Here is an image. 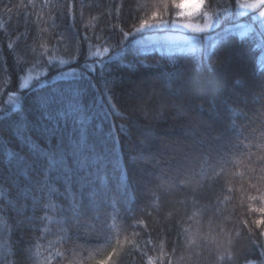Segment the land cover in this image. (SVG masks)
Segmentation results:
<instances>
[{
    "label": "trees",
    "instance_id": "1",
    "mask_svg": "<svg viewBox=\"0 0 264 264\" xmlns=\"http://www.w3.org/2000/svg\"><path fill=\"white\" fill-rule=\"evenodd\" d=\"M185 1L0 0V264L5 255L8 264H121V256L124 264H225L227 257L246 264L261 252L264 19L254 11L239 15L238 0H205L202 12L226 17L193 40L166 45L124 36L143 20L180 17L176 4ZM216 49L231 55L240 84L206 64L196 67L201 58L207 61L206 51ZM134 57L147 67L122 72ZM173 60L196 68V78L216 93L213 110L202 98L177 99L148 79L156 69L171 68ZM104 65L113 66L112 75L123 83L103 96L96 89L82 91L81 103L86 99L91 107L81 123L73 90L86 88L81 73L97 83ZM67 69L69 75L57 74ZM27 72L33 79L24 86ZM153 92L150 101L145 96L148 114L134 111L138 94ZM44 96H55L58 111L66 113L54 111L48 122L55 136L41 132L45 121L38 105ZM108 103L122 115L105 118L100 105ZM110 127L118 141V169L106 139ZM26 136L44 151L63 136L77 155L94 149L102 158L90 177L96 194L90 196L88 186L78 191L75 215L63 179L53 185L59 191L42 201L50 205L44 211H33L31 196L24 214L8 204L18 192L12 181L19 184L35 158ZM194 252L200 261L193 260Z\"/></svg>",
    "mask_w": 264,
    "mask_h": 264
},
{
    "label": "snow or ice",
    "instance_id": "2",
    "mask_svg": "<svg viewBox=\"0 0 264 264\" xmlns=\"http://www.w3.org/2000/svg\"><path fill=\"white\" fill-rule=\"evenodd\" d=\"M205 4V0H197V8H194L193 11H198ZM211 6V5H209ZM243 8H264V0H253L251 3H245L240 5ZM184 7L183 3H177L176 8L181 9V11L177 12L178 16L186 15V13L182 10ZM219 8V5H217ZM220 11L226 12L227 7L219 8ZM155 16L156 13H153ZM203 16L208 17V12H203ZM261 17H264V11L259 13ZM166 23V22H163ZM161 25H152L149 24L147 20L141 21V28H153L160 27ZM186 27H191V25H185ZM211 22L209 18V24L206 27H210ZM198 31H203V29H197ZM129 33H124V36H128ZM223 38V37H221ZM107 51V49H105ZM205 56L207 57V61L201 58L197 62L196 67H203L205 64L207 67L212 68L218 75L223 74L226 79L229 81L235 79L236 84H240L243 80L242 77L237 78L238 73L233 72V60L231 55L222 51L221 49H216L214 52H205ZM172 67L168 68L165 66L164 69H156L150 78L153 82L160 83L164 88L171 90L172 94L180 99L181 97H193V98H202L209 104V110H213L216 107V93L209 92L204 88L201 82L196 78V68H185L179 66L176 61H172ZM87 68L88 66L85 65ZM144 67H147L144 64V61L138 58H133L127 65L121 69L122 72H125L128 75H132L137 71L143 70ZM23 71V69H20ZM114 70L113 66L104 65V68L100 71L99 81L97 83H93L92 79H88L84 73H81L79 80H86V88L77 87L73 90V104L77 105L76 111L80 113L81 119L80 122H83V119L86 118L85 109L91 107L87 104V100L84 99L83 103L80 101L82 91H86L87 89H96L100 91L101 96L104 93H112L115 87H118L123 81H121L118 77L112 75ZM102 82V87H98V85ZM230 88L233 91H237L231 83ZM264 93V86H262L261 90ZM155 95L153 92L151 95L144 93L138 94L137 102L135 104L134 111L141 112L147 115V101H150L152 97ZM145 96H147V101L145 100ZM113 97L109 96L108 101H111ZM95 102V98H94ZM58 101L55 96H44L40 99L38 110L40 112V117L45 121V127L41 129L42 133H50L52 136L56 135L55 128L48 125V122H52L54 120L53 112H57L58 115H66V113L58 111ZM167 104V101H162L160 107L163 108ZM175 107L178 109H182L184 106L182 104H175ZM264 107V106H262ZM100 111L104 113L105 118L111 113L115 115H122V113L116 112V106L108 103L107 107L104 104L100 105ZM242 114V113H241ZM131 116L132 113H129ZM239 115V114H238ZM264 128V125L261 126ZM31 131V129L29 130ZM121 133L126 132V128L124 125H121L119 128ZM83 139V136H82ZM107 140L112 142V154L114 158L117 160L115 167L118 169V157H115V143L116 140L112 128L110 127L107 132ZM259 139L264 142V132L261 133ZM26 142L30 141L32 143V151L34 154V159L31 160V163L27 165L29 172L25 174L23 180L20 181L19 184L15 180L12 181L14 185H16L18 192L17 197L15 199H9L8 204L12 206L17 214H24L25 209L27 207V199L29 196L32 197V205L33 211H35L36 207L39 206L40 210L44 211L50 207L49 204L43 203L42 201L47 197L51 199L53 193L58 192L59 189L53 187V185L59 180L63 179L66 181L65 192L71 194L72 204L69 206L70 210L73 212V215L77 212V203H76V194L77 192H82L85 186L90 188V196H95V181L91 180L90 177L96 175L93 171L95 168L97 171L100 168L102 163V158L99 154L95 153V150H91L88 152H83L77 155V153L69 150V147L64 142V137L61 136L58 141H53V149L51 151H44L39 149L38 145H36L35 141H31L30 137H25ZM164 175H167L166 173ZM127 185H125V189H127ZM196 195V193H193ZM23 201V202H22ZM261 212H264V208L260 209ZM26 220H30L31 218L24 215ZM46 218V217H45ZM259 223L264 224V220H261ZM106 241H108L109 237H105ZM261 252L256 256L255 260H246V264H264V245H261ZM26 252L29 254L28 258L31 259L30 252L28 249ZM202 259L201 254L193 253V260L200 261ZM233 257H227L225 259V264H232ZM3 264H8L7 255L3 258ZM71 264V261H70ZM100 264H107L106 261H101ZM121 264H124V257L121 256ZM216 264V262H213Z\"/></svg>",
    "mask_w": 264,
    "mask_h": 264
},
{
    "label": "rangeland",
    "instance_id": "3",
    "mask_svg": "<svg viewBox=\"0 0 264 264\" xmlns=\"http://www.w3.org/2000/svg\"><path fill=\"white\" fill-rule=\"evenodd\" d=\"M253 0H238L237 12L240 14H244L254 10L255 16L261 17L259 13L264 11V8H243L240 5L245 3H251ZM194 8H197V0H186L184 3L183 11L186 15H182L177 18H166L158 21L148 22L152 25H161L160 27L153 28H141V25L131 32L127 37L132 35H137L138 40L141 42H149V41H162L166 45L176 43V42H184L193 40V37L198 32L209 31L216 26L221 25L224 22L226 17L225 14L220 13H210L208 12V17L202 15V7L198 11H193ZM209 18L211 22L210 27H206L209 24ZM264 19V17H262ZM166 22V23H163ZM185 25H191V27H186ZM197 29H203V31H198ZM99 52V49L96 50ZM94 51L92 52V54ZM71 72L70 69L60 70L57 74L61 75H69ZM39 75V74H38ZM33 73L27 72L22 79V85H28V83L33 79ZM213 82L215 80H212ZM211 81V82H212ZM12 101H16V95L11 96Z\"/></svg>",
    "mask_w": 264,
    "mask_h": 264
}]
</instances>
